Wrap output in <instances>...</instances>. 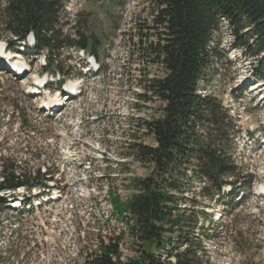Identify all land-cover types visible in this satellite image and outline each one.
Wrapping results in <instances>:
<instances>
[{
  "label": "rangeland",
  "instance_id": "374dc122",
  "mask_svg": "<svg viewBox=\"0 0 264 264\" xmlns=\"http://www.w3.org/2000/svg\"><path fill=\"white\" fill-rule=\"evenodd\" d=\"M60 4L53 65L66 73L63 91H68L71 83L82 88L60 115L33 117L34 125L46 132L35 138L45 147L47 159L30 164L45 165L42 173L53 167L49 185L56 186L52 195L57 200L51 201L52 195L47 194L37 197V190L16 192L15 201L28 200L33 208L4 211L0 264H87L99 236L108 243L113 233L115 237L126 234L121 250L125 257L134 254L125 224L111 217L107 191L115 186L125 198L129 195L127 179L149 173L137 162L134 150L136 144H155L144 122L161 116L162 103L143 96L147 82L165 74L153 63L155 56L145 50L148 41H158L153 29L154 0H60ZM0 37L2 57V47L15 38L1 26ZM90 37L95 42L98 67L86 71L79 68L84 61L78 43ZM232 43L233 36L224 23L215 34L214 54L200 93L215 96L230 113L238 133L234 159L250 176L247 180L253 190L235 211L225 197L205 202L212 206H207V211L214 221L211 226L205 224L210 233L206 257L211 264H264V82L251 74L255 61L245 59ZM32 52L18 55V61L30 68L21 81L13 80L0 65V82L6 88L24 93L36 75L45 74L44 55L36 57ZM86 54L92 55L91 44ZM59 91L51 86L26 105L39 108ZM14 116L9 108L0 116V144L5 148H12L22 136L18 123L10 127L9 118ZM194 186L197 192L198 184Z\"/></svg>",
  "mask_w": 264,
  "mask_h": 264
},
{
  "label": "trees",
  "instance_id": "16d2710c",
  "mask_svg": "<svg viewBox=\"0 0 264 264\" xmlns=\"http://www.w3.org/2000/svg\"><path fill=\"white\" fill-rule=\"evenodd\" d=\"M154 7L153 29L158 41H148L145 50L155 56L153 63L165 74L149 80L143 96L162 103L161 116L144 122L155 144H136L134 150L137 162L149 173L127 179L129 195L125 198L115 186L107 191L111 217L125 224L134 254L125 257L121 245L126 234L115 237L113 233L108 243L99 236L87 264H211L206 257L210 233L205 224L211 226L214 221L207 211V206H212L205 202L225 197L235 211L253 190L247 180L250 176L234 159L238 135L234 121L218 98L200 93V84L214 54L215 34L224 23L233 36L231 47L255 61L251 74L264 82V0H154ZM61 9L60 0L0 2V26L15 38L7 43L8 48L33 33L36 51L49 52L45 70L62 72L53 65ZM89 39L79 42L78 47L88 49L91 44L97 56L93 37ZM31 101L25 93L0 82V116L11 109L16 117L9 118L10 127L18 123L22 135L12 148L0 144V226L4 211L9 209L8 199H15L19 189H38L45 195L56 187L48 185L53 181V167L42 173L45 165H30L47 159L45 147L35 138L46 132L34 125L33 117L50 118L26 105ZM1 127L0 117V132ZM240 193L243 198L236 202ZM26 204L24 201V207Z\"/></svg>",
  "mask_w": 264,
  "mask_h": 264
},
{
  "label": "bare ground",
  "instance_id": "6f19581e",
  "mask_svg": "<svg viewBox=\"0 0 264 264\" xmlns=\"http://www.w3.org/2000/svg\"><path fill=\"white\" fill-rule=\"evenodd\" d=\"M38 82V81H37ZM74 87H75V84H71V86H70V91H74ZM47 104H49V103H47ZM14 203H17V202H14ZM13 203V204H14Z\"/></svg>",
  "mask_w": 264,
  "mask_h": 264
}]
</instances>
